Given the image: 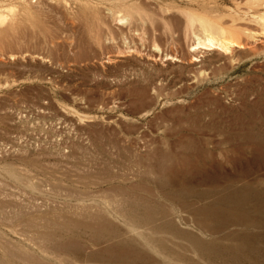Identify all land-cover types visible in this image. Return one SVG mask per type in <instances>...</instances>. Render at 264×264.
Here are the masks:
<instances>
[{
	"label": "rangeland",
	"instance_id": "rangeland-1",
	"mask_svg": "<svg viewBox=\"0 0 264 264\" xmlns=\"http://www.w3.org/2000/svg\"><path fill=\"white\" fill-rule=\"evenodd\" d=\"M85 1L0 65V264H264V0Z\"/></svg>",
	"mask_w": 264,
	"mask_h": 264
},
{
	"label": "bare ground",
	"instance_id": "bare-ground-1",
	"mask_svg": "<svg viewBox=\"0 0 264 264\" xmlns=\"http://www.w3.org/2000/svg\"><path fill=\"white\" fill-rule=\"evenodd\" d=\"M80 1L83 5H86L85 0ZM59 4L62 7L61 9H63L66 13L64 23H71V21L74 19V9L71 0H0V65L2 63H5V61L2 60L3 58L14 59L15 56L18 55L21 56L24 54H34L42 57L40 51L38 52L31 50L27 45L25 46L24 41H26L28 37H30L29 34L31 32L29 28L31 29V31H34V36L37 37V32L42 31L40 29V25L42 26V23L46 21L45 17L42 16V18H37L33 13H37L39 16L44 15L46 11L59 13ZM127 7H125L123 11L117 12V14L116 12L112 11L110 13L111 20H115L117 22L124 20L122 21V23H126L125 20H129L132 17V11L134 10L130 7ZM184 14H186V12H184ZM258 17L259 21H261V24H258H260V26L262 27L261 30L264 34V11L260 13ZM185 19L188 23L191 24H193L194 22L198 23L200 29L203 32L202 36H197L196 43H194L196 44L193 48L194 50L195 48H215L218 50H224L234 47H243V42L240 40V36L236 37V35H234L235 31L230 30V28L226 29L225 27L212 22L208 18L194 13H188ZM259 21L257 20V22ZM46 40H48V44L55 46L54 35L50 36ZM29 41H31V39ZM10 87L11 85L8 79L6 77L0 76V91L6 92L10 89Z\"/></svg>",
	"mask_w": 264,
	"mask_h": 264
}]
</instances>
